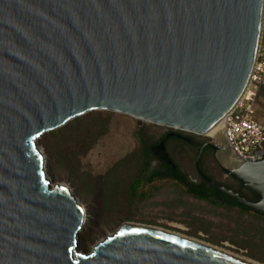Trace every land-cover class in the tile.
Segmentation results:
<instances>
[{
	"label": "water",
	"instance_id": "water-1",
	"mask_svg": "<svg viewBox=\"0 0 264 264\" xmlns=\"http://www.w3.org/2000/svg\"><path fill=\"white\" fill-rule=\"evenodd\" d=\"M262 19L263 0H0V264H242L129 227L78 253L85 211L67 186L51 184L37 142L93 111L205 137L216 143L201 145L195 164L208 146L257 200L203 180L264 214V157L243 159L225 139ZM151 151L175 168L164 141Z\"/></svg>",
	"mask_w": 264,
	"mask_h": 264
},
{
	"label": "rangeland",
	"instance_id": "rangeland-1",
	"mask_svg": "<svg viewBox=\"0 0 264 264\" xmlns=\"http://www.w3.org/2000/svg\"><path fill=\"white\" fill-rule=\"evenodd\" d=\"M255 115L264 124V91L257 99ZM76 120H80L77 132L64 131L68 123L58 129L64 131L60 140H53L49 132L37 144L45 157V172L51 184L67 186L85 211L78 253H90L103 238L133 223L195 239L228 255L264 264V220L260 217L253 215L247 220L203 205L169 182L140 186L130 195V184L144 160L138 130L142 129L151 142L168 128L108 111H93ZM50 151L59 158L58 168L50 160ZM188 153L187 159L179 162L181 168L190 170L194 155ZM210 163L216 164L212 159Z\"/></svg>",
	"mask_w": 264,
	"mask_h": 264
},
{
	"label": "flooded vegetation",
	"instance_id": "flooded-vegetation-1",
	"mask_svg": "<svg viewBox=\"0 0 264 264\" xmlns=\"http://www.w3.org/2000/svg\"><path fill=\"white\" fill-rule=\"evenodd\" d=\"M170 133L175 134L173 130L169 129L161 133L158 139H160L163 135L166 134L167 136ZM172 138L175 137H170V138L165 137L160 139V142L164 141V146L168 158L170 154L174 153L172 147H170V145L168 144V141ZM200 142L202 143V145L210 144L209 140H203ZM149 144H151V142H149ZM151 154L154 157L152 163H151ZM211 158H213L212 150L211 153L209 152L203 157L202 163L200 164L198 163V165H196L195 163L193 165H190V170L181 168V172L188 182V183L184 182L182 186L172 180L165 179L159 182H169L171 184H175L182 187L188 198L203 205L209 207L213 206L218 210H222L225 212L236 213V216H244L245 218H247V220H251L253 215L260 217L261 219L264 220V214L257 213L255 211L243 207L242 205L237 203L231 196L218 192L215 188H213L206 181L203 180L200 174H203L205 177L211 180L218 188H222L226 192H230L234 195H237L239 198L249 203H255L257 200L255 195L247 188L242 187L238 181L230 178L229 176L224 175L223 173L222 174L219 173V171L216 169L219 168L217 164L210 163ZM148 159L150 160V164L148 166L150 172H151V168L152 169L158 168L161 164L163 163L165 164V162L161 161L152 151H150L148 155ZM150 184L151 182L148 183L147 185ZM190 190L196 194L195 195L192 194Z\"/></svg>",
	"mask_w": 264,
	"mask_h": 264
},
{
	"label": "built area",
	"instance_id": "built-area-1",
	"mask_svg": "<svg viewBox=\"0 0 264 264\" xmlns=\"http://www.w3.org/2000/svg\"><path fill=\"white\" fill-rule=\"evenodd\" d=\"M262 91H264V0L261 38L250 82L241 101L227 116L225 124V139L229 148L239 157L251 161H258L264 157V124L255 115L257 99Z\"/></svg>",
	"mask_w": 264,
	"mask_h": 264
},
{
	"label": "trees",
	"instance_id": "trees-1",
	"mask_svg": "<svg viewBox=\"0 0 264 264\" xmlns=\"http://www.w3.org/2000/svg\"><path fill=\"white\" fill-rule=\"evenodd\" d=\"M79 121L80 120H76L73 121L72 123H69V127L67 129H65L64 131H68L69 133L71 132H77L79 130ZM64 131L60 132L58 130L52 132L49 136L53 139V140H57L60 138H62L64 136ZM175 134H180L183 137L189 139L190 143H186L185 141L181 140V139H177V138H172L168 141V144L170 145V147H172L174 153L170 154L169 159L170 161L173 163V166L175 167L174 170L171 169V167H169L166 164H161L158 168H151V172L148 169V166L150 164V160L148 159V155L151 151V147L158 145V143L160 142L161 138H165L166 134L163 135L160 139L151 141V144H149L148 141V137L145 133H143L142 129L138 130L137 133V137H138V141L140 142L142 151H143V157L144 160L142 162V168L140 169L138 176L132 181V183L130 184V195L134 194V191L136 189H138L140 186H145L148 183L151 182L154 183L156 181H161V180H172L177 182L179 185H183L184 182L188 183L187 180L185 179L184 175L181 172V165H180V160L186 158L187 159V155L189 154V152H192L194 157L192 158V163H195V156H196V151L197 149L202 145V143L196 139V137L194 135H190V134H185V133H180V132H176L174 131ZM78 139L79 137L76 135L75 137V142L78 143ZM167 147V146H166ZM51 152V157L50 160L53 164L54 167L58 168L59 162H58V156L56 157V153L55 151H50ZM211 153V150L209 149L208 146H205L200 160H199V164L203 162V157L207 154V153ZM212 162H214L213 158ZM154 160V157L151 154V163ZM217 170L219 171V173L222 174L221 170L219 168H217ZM190 192L192 194H196L193 191L190 190ZM263 216V215H262ZM261 216V217H262ZM82 233L79 234V236ZM78 246V245H77ZM80 246H78L77 249L80 250ZM254 261V260H253ZM256 262V261H255Z\"/></svg>",
	"mask_w": 264,
	"mask_h": 264
},
{
	"label": "bare ground",
	"instance_id": "bare-ground-1",
	"mask_svg": "<svg viewBox=\"0 0 264 264\" xmlns=\"http://www.w3.org/2000/svg\"><path fill=\"white\" fill-rule=\"evenodd\" d=\"M141 121L142 122H146V123H151L150 121H144V120H141ZM214 129L218 132V134H220L222 136L223 135L222 134L223 133L222 132L223 131V120H221L214 127ZM209 137L215 138V137H212V136H209ZM122 227H129V228L139 229V230H143V231H149V232H155V233H159V234H164V235L179 239L181 241L190 243V244L195 245L197 247H200V248H203V249H206V250H209V251H213V252L218 253L220 255L229 257V258H231V259H233L235 261H238V262H240L242 264H260V263H257L255 261L249 259V258L228 255V254L224 253L223 251L219 250L218 248L210 246V245H208V244H206L204 242H201V241H198V240H195V239L185 238V237H183L181 235L172 234V233H169V232H166V231H163L161 229L154 228V227L144 226V225H140V224H133V223H126L125 225H122Z\"/></svg>",
	"mask_w": 264,
	"mask_h": 264
}]
</instances>
